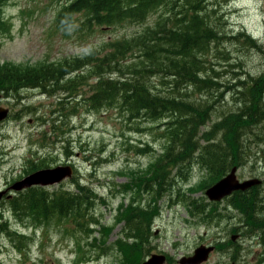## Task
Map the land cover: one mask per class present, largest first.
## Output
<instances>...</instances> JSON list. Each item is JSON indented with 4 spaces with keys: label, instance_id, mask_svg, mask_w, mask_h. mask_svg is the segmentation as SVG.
Wrapping results in <instances>:
<instances>
[{
    "label": "rangeland",
    "instance_id": "374dc122",
    "mask_svg": "<svg viewBox=\"0 0 264 264\" xmlns=\"http://www.w3.org/2000/svg\"><path fill=\"white\" fill-rule=\"evenodd\" d=\"M67 3L69 0H8L4 13L10 29L0 35V66H35L62 61L63 56H85L91 50L102 49L107 42L141 33L159 17L153 15L145 24L97 28L89 35L77 32L65 36L55 17ZM206 9L216 16L224 36L211 46L214 49L208 58L218 74L210 75L218 76L216 81L222 84L219 89L204 92L184 86L179 92L192 102L213 107L210 127L226 113L237 110L240 97L238 90L229 89L232 85L264 74V51L239 36L245 34L259 45L264 42V0H206ZM236 36L239 40L233 39ZM126 57L118 65L122 71L127 65L137 64L133 53ZM92 67L86 62L82 70L86 79L76 98L72 91L53 86L46 93L32 88H23L20 93L0 92V108L10 110L5 121L0 122V192L33 173L31 164L39 160L50 168L74 167V176L59 184L34 187L10 199H0V224L6 223L8 228L0 233V264H141L152 254L166 255V264H179L182 257L192 255L201 245L216 247L206 264H262L259 258H264V242L258 236L252 244L249 240L257 227L244 226L242 216L234 209L233 197L210 202L201 185L207 183L208 189L216 182L207 180L205 171L198 166L179 175L173 187L168 192L163 190L159 198L144 188L142 178L149 175L156 160L150 152L154 149L161 154L164 125L169 117L128 121L115 107L91 110L83 99L94 93L99 80L87 73ZM125 72L129 73H125L126 78L131 76L130 71ZM122 73L112 76L117 78ZM71 77L74 76L68 75L63 83ZM171 82V78L152 80L155 91L163 96L171 94ZM247 144L244 166H234L239 169L238 177L241 181H264L263 133L254 130ZM143 149L146 153L140 152ZM179 171L176 168L173 175ZM79 183L97 197L84 207L85 219L93 217L86 224L87 231L78 229L74 222L57 224L56 219L46 226H36L40 211L34 213L35 207L29 204L20 206L18 213L12 209L16 198H35L42 195L41 191H76ZM260 192L258 206H250L256 217H261L264 207V185ZM194 201L207 204L212 218L218 214L224 217L200 223L198 217L192 216ZM149 203L151 207L155 205V215L158 213L151 234ZM131 206L138 209L132 210ZM88 207L92 208L89 212ZM33 213L32 223L27 218ZM14 232L28 237L21 238ZM233 235H238L235 242Z\"/></svg>",
    "mask_w": 264,
    "mask_h": 264
},
{
    "label": "trees",
    "instance_id": "16d2710c",
    "mask_svg": "<svg viewBox=\"0 0 264 264\" xmlns=\"http://www.w3.org/2000/svg\"><path fill=\"white\" fill-rule=\"evenodd\" d=\"M7 2L0 0V35L10 29L4 13ZM153 15L159 17L141 33L107 42L102 49L91 50L83 54L85 56H63L62 61L41 62L35 66H0V92L17 93L23 88H32L46 93L49 86H53L72 91V97L76 98L79 86L86 79L82 70L86 62L92 64L93 67L87 73L99 80L93 87L94 93L83 99L91 110L115 107L124 118L131 120L148 118L156 121L169 117L164 125L165 144L161 154L152 147L150 153L155 154L156 160L151 164L149 175L142 178L145 179L144 188L159 198L163 190L168 192L174 181L190 172L189 168L193 171L198 166L205 171L207 180L215 183L228 174L232 167L244 166L245 146H249L247 143L253 131L264 135V74L232 85L229 89L238 90L237 94L241 98H238L237 110L226 113L208 127L213 107L192 102L186 94L179 92L184 86L204 92V89H219L222 84L216 81L219 80L218 76L210 75L215 69L210 66L208 58L214 49L211 46L218 44L224 36L219 30L216 16L213 17L206 9V0H69V3L59 8L55 20L65 36L77 32L89 35L97 28L145 24ZM239 36H243L245 43L264 51V42L259 45L245 34ZM226 38L229 39L228 36ZM99 51L103 52L102 56ZM129 53L135 55L137 64L125 66V71L131 74L126 78L125 73H129L118 69V65ZM115 73L122 74L114 78L112 75ZM68 75L74 77L63 83ZM154 78H171V85H168L172 89L171 94L163 96L157 93L152 84ZM140 152L146 153L144 149ZM45 164L43 160L32 163V172L50 169ZM176 168L180 171L175 176L173 172ZM203 184L202 189L206 190L208 184ZM76 187V191H41L42 195L35 198H16L12 209L18 213L16 211L20 206L29 204L35 207L34 213L40 211L36 216V226H46L56 219L57 224H61L60 221L74 222L78 229L87 231L89 227L86 224L93 217L85 219L84 207L86 202L92 204L97 197L91 189L80 183ZM258 191V188H253L239 194L258 197ZM251 202L257 204L255 200ZM251 202H248L250 206ZM154 206L148 204L151 213L147 218L150 234L158 214L155 215ZM131 208L138 209L135 206ZM91 209L88 207L87 211ZM192 209V216L198 217L200 223H210L212 214L207 204L194 201ZM250 210L253 211V208L250 207ZM34 213L27 218L32 223ZM221 217L224 216L220 214L219 219ZM252 219V225L257 227L252 233L264 239V221ZM6 231L7 224H0V233ZM14 233L21 238L27 237L19 232Z\"/></svg>",
    "mask_w": 264,
    "mask_h": 264
},
{
    "label": "water",
    "instance_id": "95a60500",
    "mask_svg": "<svg viewBox=\"0 0 264 264\" xmlns=\"http://www.w3.org/2000/svg\"><path fill=\"white\" fill-rule=\"evenodd\" d=\"M9 111L0 108V122L8 117ZM237 169L233 168L231 173L220 182L210 187L206 194L211 201H221L224 197L231 195L234 191H245L255 185L260 184L258 179H251L245 182H240L237 178ZM73 169L67 167H57L54 169L41 170L27 176L25 179L15 185L14 189L22 191L33 186H46L60 183L64 179L71 177ZM213 249L201 246L195 251L194 256L186 257L180 260V264H203L209 258ZM166 257L164 255H153L143 264H165Z\"/></svg>",
    "mask_w": 264,
    "mask_h": 264
},
{
    "label": "flooded vegetation",
    "instance_id": "af4514ba",
    "mask_svg": "<svg viewBox=\"0 0 264 264\" xmlns=\"http://www.w3.org/2000/svg\"><path fill=\"white\" fill-rule=\"evenodd\" d=\"M233 168H236L237 169V172H238V170H239L238 167H232L231 170L228 172V174H226L224 177H226L227 175H229L231 173V171L233 170ZM223 178H221V179H223ZM238 180L241 183L247 181V180L241 181V178H239ZM20 181H22V179L17 180L16 181V184H18ZM259 181H260V184L255 185V186H253V187H251V188H249V189H247L245 191L238 190L232 196L233 197V200L236 201V202H234L235 203V205H234L235 211L238 212L242 216V218H243L242 223L245 224L244 226L249 227V229H251V225L250 224H252V220H253L252 218L253 217L256 220L264 221V207L261 209V215H260L261 217H256L255 216V212L256 211L254 210V208H253V211H251L250 210V207H248V206H250V204L247 202V201H250L251 202L252 200H255L257 202V206H258V201H260V197H261L260 188L264 185V181L263 180H259ZM253 188H258V190H259L258 193H257L258 194V198L257 199H256V197L253 196V194H249L247 197H244L241 194H239L240 192H242V193L248 192V190L253 189ZM237 194H239V196H236ZM257 194H255V195H257ZM240 196L243 197V198H239ZM238 201H241V202H238ZM243 203H245L247 206L243 205ZM253 205H254V203H252V206ZM244 230L247 231L246 229H244ZM263 230H264V227H263ZM245 231H244V233H245ZM241 237L244 238L243 234L241 235ZM237 238H238V235L235 236L234 242L236 241ZM262 242H264L263 237H262Z\"/></svg>",
    "mask_w": 264,
    "mask_h": 264
},
{
    "label": "bare ground",
    "instance_id": "6f19581e",
    "mask_svg": "<svg viewBox=\"0 0 264 264\" xmlns=\"http://www.w3.org/2000/svg\"><path fill=\"white\" fill-rule=\"evenodd\" d=\"M227 87H228V86H227ZM219 92H220V91H219ZM224 178H225V177H224ZM224 178H223V179H224ZM221 180H222V179H221ZM221 180H220V181H221ZM220 181H218V182H220ZM218 182H217V183H218ZM56 184H58V183H56ZM53 185H55V184H53ZM51 186H52V185H51Z\"/></svg>",
    "mask_w": 264,
    "mask_h": 264
}]
</instances>
